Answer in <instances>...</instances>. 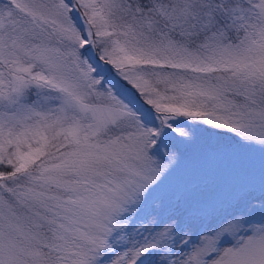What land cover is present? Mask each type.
I'll use <instances>...</instances> for the list:
<instances>
[{
	"label": "snow or ice",
	"instance_id": "snow-or-ice-1",
	"mask_svg": "<svg viewBox=\"0 0 264 264\" xmlns=\"http://www.w3.org/2000/svg\"><path fill=\"white\" fill-rule=\"evenodd\" d=\"M0 264H264V0H0Z\"/></svg>",
	"mask_w": 264,
	"mask_h": 264
}]
</instances>
